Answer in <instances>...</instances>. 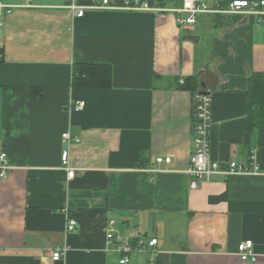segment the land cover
I'll use <instances>...</instances> for the list:
<instances>
[{
	"label": "crops",
	"instance_id": "obj_1",
	"mask_svg": "<svg viewBox=\"0 0 264 264\" xmlns=\"http://www.w3.org/2000/svg\"><path fill=\"white\" fill-rule=\"evenodd\" d=\"M143 1L155 10L30 0L4 17L0 156L12 169L0 177V264H120L106 247L110 219L120 241L159 239L128 264H264V175H213L191 188L187 172L198 90L213 97V159L247 162L257 148L264 168V146L245 130L249 80L264 74V20L210 12L187 27L171 11L183 0ZM72 4L86 7L82 17ZM78 63L108 65L110 86L74 84ZM190 76L196 89L183 87ZM80 100L83 109L69 108ZM65 132L80 141H64ZM248 239L258 262L240 259Z\"/></svg>",
	"mask_w": 264,
	"mask_h": 264
},
{
	"label": "built area",
	"instance_id": "obj_2",
	"mask_svg": "<svg viewBox=\"0 0 264 264\" xmlns=\"http://www.w3.org/2000/svg\"><path fill=\"white\" fill-rule=\"evenodd\" d=\"M30 6V0H26L23 5H14L5 3L0 0V34L3 32L4 17L13 13L18 6ZM71 8L76 13V16L82 17L86 7L72 4ZM91 8L98 9H115L111 6L109 0H102V3ZM122 9L128 10H155L148 2L143 0H124ZM177 13V20L181 25L194 27L197 22V16L202 13H226V14H244L255 18L257 23H262L264 20V0H231L227 5H209L206 0H183L182 6L171 9ZM212 101L213 97L210 92H199L196 94L193 115L195 118L194 127L192 130V152L190 156V166L187 170L191 176L190 187L197 188L205 180H209L213 175H222L226 178L233 175H264L258 159V149L254 148L249 153L247 162H237L234 160L222 163L213 159L211 155V129H212ZM84 100L70 102L69 108L73 110H81L85 107ZM74 139L80 141L79 138H73L69 132L63 133V140L69 141ZM0 165V177H7L9 170L12 169L7 154L2 153ZM171 156H157L154 162L161 164L163 162L170 163ZM62 163L68 171V177L72 178L75 174V169L70 165L69 151L64 150L62 153ZM155 171L156 169H151ZM116 221L110 219L108 229L106 231V247L108 250H115L119 253L120 264H128L131 261V254L134 251H151L155 252V247L159 244L157 237H152L149 240L139 239L132 242L130 240L120 241V236L115 230ZM77 221L75 218H69L66 223V231L72 233L76 230ZM68 248L66 246L59 247L53 252L54 260H61L66 255ZM238 253L243 262H258L262 256L258 255L253 249V241L251 239L241 242L238 246ZM264 258V256H263ZM150 264H156L155 258H151Z\"/></svg>",
	"mask_w": 264,
	"mask_h": 264
},
{
	"label": "trees",
	"instance_id": "obj_3",
	"mask_svg": "<svg viewBox=\"0 0 264 264\" xmlns=\"http://www.w3.org/2000/svg\"><path fill=\"white\" fill-rule=\"evenodd\" d=\"M5 64V52L0 48V68ZM74 84L80 87L106 88L112 80V69L108 65L78 63L74 67ZM183 87L196 89V76L188 77ZM203 90H198L202 92ZM247 120L245 130L255 135L258 146H264V74L251 77L247 89Z\"/></svg>",
	"mask_w": 264,
	"mask_h": 264
},
{
	"label": "rangeland",
	"instance_id": "obj_4",
	"mask_svg": "<svg viewBox=\"0 0 264 264\" xmlns=\"http://www.w3.org/2000/svg\"><path fill=\"white\" fill-rule=\"evenodd\" d=\"M210 1L212 2L213 0H210ZM211 4L213 5V2Z\"/></svg>",
	"mask_w": 264,
	"mask_h": 264
}]
</instances>
